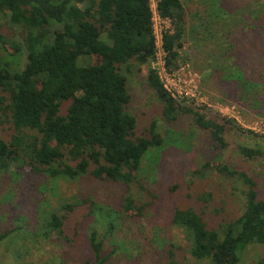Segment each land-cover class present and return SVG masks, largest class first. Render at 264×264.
<instances>
[{
    "label": "trees",
    "instance_id": "16d2710c",
    "mask_svg": "<svg viewBox=\"0 0 264 264\" xmlns=\"http://www.w3.org/2000/svg\"><path fill=\"white\" fill-rule=\"evenodd\" d=\"M221 1L210 0L207 14L196 28L187 27L181 0H157L158 14L171 22V29L163 33L166 66L178 65L183 37L193 30L199 51L204 41L218 43L217 54L209 52L206 66L233 81L242 95L261 100L264 107V78L257 82L249 76L255 60L263 66L260 46L251 49L261 60L241 61L235 57L232 40L235 21L243 18L249 21L241 23L239 32L264 31V0H258L257 10L231 19ZM151 17L149 0H0V121L12 129L9 139L0 138V174L27 164L52 180L90 175L124 185L134 182V171L139 170L144 155L163 142L155 122L149 127V136H135L136 118L127 111L126 76L134 66L142 65L147 66V85L161 102L167 122L178 113L190 114L216 146H227L224 123L173 99L163 88L151 67L155 55ZM225 36L228 40L223 42ZM93 56L98 58L95 63ZM238 151L247 159L263 154L260 148L246 145H240ZM206 167L208 162L202 165ZM214 168L246 184L242 213L222 231L208 227L192 208H175L170 221L184 231L195 264H240L249 246H264V199L258 197L253 180L245 173L220 162ZM89 202L92 221L111 215L101 204ZM74 207L62 203L63 214H51L46 228L61 235L65 214ZM122 208L142 210L131 195L123 198ZM93 228L91 223L86 237L93 260L85 264H104L109 255L103 256V238ZM115 228L113 217L107 221L106 234ZM14 229L11 224L0 232V242Z\"/></svg>",
    "mask_w": 264,
    "mask_h": 264
},
{
    "label": "rangeland",
    "instance_id": "374dc122",
    "mask_svg": "<svg viewBox=\"0 0 264 264\" xmlns=\"http://www.w3.org/2000/svg\"><path fill=\"white\" fill-rule=\"evenodd\" d=\"M181 1L187 27L198 28L202 16L207 14L210 0ZM258 3V0H222L220 6L231 19L240 18L242 13L246 14L251 9L257 10ZM236 21L232 36L235 57L241 61L260 59L258 52L251 49L260 46L263 61L264 31L241 33L238 31L241 23L249 20ZM155 25L157 30L165 27L158 21ZM192 32L185 33L179 50L180 60L175 68H171L179 70V80L186 88L195 80L197 94L204 96L209 105L192 97L175 99L205 113L211 120L224 123L227 146H216L210 134L199 128L190 114L178 113L174 120L167 122L162 115L161 102L147 85L146 65L134 66L129 73L122 70L127 73L130 95L127 111L136 118L135 136H149V127L155 122L162 144L147 151L139 170L134 171L135 181L129 185L90 175L75 180H52L27 164L20 170L1 173L0 232L10 229L11 224L16 229L0 242V264L90 262L93 254L86 237L91 223L98 236L103 238V256L109 255L104 264H172V261L175 264H195L184 231L170 221L173 210L192 208L208 227L222 231L228 222L242 213L245 205L246 184L239 177L216 171L214 166L218 162L245 173L253 180L258 197L264 199L262 102L242 95L233 81H226L208 68L205 60L210 62V51L217 54L218 43L211 39L204 41L199 51L195 42L197 35ZM225 37L227 39L223 42L228 40V36ZM96 61L98 58L93 56V62ZM263 66L255 60L249 69V76L252 75L254 81L261 82L264 78ZM226 120L234 123L228 124ZM11 133L10 124L0 121V138L7 140ZM240 145L260 148L263 154L254 159L244 158L238 151ZM207 162L209 167L202 168ZM127 195H131L136 207L142 208L140 212L122 208L123 198ZM91 200L110 210L111 215L105 214L99 222L94 218L92 221L89 215ZM62 203L74 204L75 207L65 214L63 232L58 235L45 225L51 214H63L64 210L60 209ZM113 217L116 228L107 235V221ZM257 261L264 264L262 245L249 246L240 264Z\"/></svg>",
    "mask_w": 264,
    "mask_h": 264
},
{
    "label": "built area",
    "instance_id": "2783aa9c",
    "mask_svg": "<svg viewBox=\"0 0 264 264\" xmlns=\"http://www.w3.org/2000/svg\"><path fill=\"white\" fill-rule=\"evenodd\" d=\"M149 2L150 10L152 13L151 22L153 27L155 46L154 60L151 63L154 67H151L156 70L163 88L173 99L192 97L200 103L209 105L204 96L199 97V94H197L195 80V83L193 82L192 84H190V87L186 88V86L181 84L179 80V70H174L171 67L166 66V52L163 48V33L171 29V22L168 18H163L158 14L156 10L157 0H155V3H153L152 0H149ZM156 21H158L160 24H164L165 27H159V29L157 30V27L155 25ZM155 65H157V67H155Z\"/></svg>",
    "mask_w": 264,
    "mask_h": 264
}]
</instances>
